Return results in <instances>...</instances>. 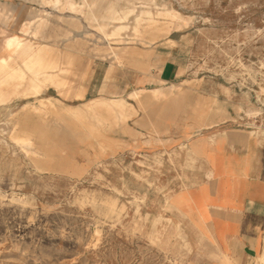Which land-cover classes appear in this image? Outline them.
<instances>
[{"label":"rangeland","instance_id":"374dc122","mask_svg":"<svg viewBox=\"0 0 264 264\" xmlns=\"http://www.w3.org/2000/svg\"><path fill=\"white\" fill-rule=\"evenodd\" d=\"M232 128L264 132V0H0V264H202L178 199Z\"/></svg>","mask_w":264,"mask_h":264},{"label":"crops","instance_id":"0c3cea01","mask_svg":"<svg viewBox=\"0 0 264 264\" xmlns=\"http://www.w3.org/2000/svg\"><path fill=\"white\" fill-rule=\"evenodd\" d=\"M168 61L161 81L175 78ZM202 177L178 199L196 235L202 264H245L264 257V132L227 129L196 142Z\"/></svg>","mask_w":264,"mask_h":264},{"label":"bare ground","instance_id":"6f19581e","mask_svg":"<svg viewBox=\"0 0 264 264\" xmlns=\"http://www.w3.org/2000/svg\"><path fill=\"white\" fill-rule=\"evenodd\" d=\"M112 21H113V19H112ZM21 58H22V60L24 58H28V60H30L31 63H35L36 64V62H37V54L34 53V52H32L31 50H28V52L26 53V55L25 56H21Z\"/></svg>","mask_w":264,"mask_h":264}]
</instances>
